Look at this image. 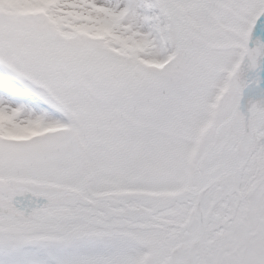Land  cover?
Instances as JSON below:
<instances>
[{"label": "snow or ice", "instance_id": "snow-or-ice-1", "mask_svg": "<svg viewBox=\"0 0 264 264\" xmlns=\"http://www.w3.org/2000/svg\"><path fill=\"white\" fill-rule=\"evenodd\" d=\"M0 264H264V0H0Z\"/></svg>", "mask_w": 264, "mask_h": 264}]
</instances>
